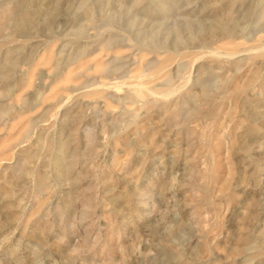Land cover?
Segmentation results:
<instances>
[{"label":"rangeland","instance_id":"rangeland-1","mask_svg":"<svg viewBox=\"0 0 264 264\" xmlns=\"http://www.w3.org/2000/svg\"><path fill=\"white\" fill-rule=\"evenodd\" d=\"M0 264H264V0H0Z\"/></svg>","mask_w":264,"mask_h":264},{"label":"bare ground","instance_id":"bare-ground-1","mask_svg":"<svg viewBox=\"0 0 264 264\" xmlns=\"http://www.w3.org/2000/svg\"><path fill=\"white\" fill-rule=\"evenodd\" d=\"M29 17V16H28ZM30 18V17H29ZM26 19H27V17H26ZM32 21V20H31ZM27 22L26 21H23V23H22V25H24V24H26ZM29 23V22H28ZM30 24V23H29ZM169 92H171V91H169ZM169 92H167V94L169 93ZM172 94V93H171Z\"/></svg>","mask_w":264,"mask_h":264}]
</instances>
